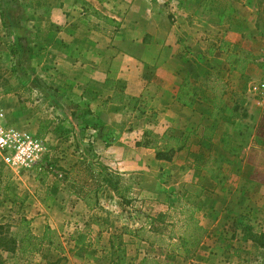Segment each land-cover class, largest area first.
Wrapping results in <instances>:
<instances>
[{
    "label": "rangeland",
    "instance_id": "obj_1",
    "mask_svg": "<svg viewBox=\"0 0 264 264\" xmlns=\"http://www.w3.org/2000/svg\"><path fill=\"white\" fill-rule=\"evenodd\" d=\"M263 61L264 0H0L5 125L46 146L27 168L0 154V264H113L117 246L133 264H264L262 153L231 159L221 143L253 134L247 85ZM184 80L192 107L177 100ZM202 96L233 123L215 124ZM240 174L256 188L243 192ZM188 206L201 239L170 256ZM22 218L57 243L20 252Z\"/></svg>",
    "mask_w": 264,
    "mask_h": 264
},
{
    "label": "trees",
    "instance_id": "obj_2",
    "mask_svg": "<svg viewBox=\"0 0 264 264\" xmlns=\"http://www.w3.org/2000/svg\"><path fill=\"white\" fill-rule=\"evenodd\" d=\"M97 15H99L97 13ZM109 22L114 23L113 19L108 18L107 19ZM226 42H222L219 45V49H223V44ZM231 56H235V54H231ZM251 61L250 53L245 52L242 54L241 58H239V62H242V65L240 66V71H243L245 68V65ZM193 96L197 97L196 94L193 91H188V81L184 80L183 84L179 87L178 95H177V100L182 102L184 106L187 107H192L194 99H188V96ZM201 99L206 102H210L212 106V111H211V117H217L219 115V118H216L215 124L218 122V120L222 121H229V117L225 115L222 112V109L218 104H216L214 99H210L208 96H202ZM209 139L208 137H204ZM222 143V149L223 151L229 153V154H237L238 148L236 146H232L228 144V142L224 139L221 141ZM136 146H143L147 147V142H136ZM183 145L178 146L177 148L180 149ZM172 147V148H171ZM167 150H157L155 153V157L157 159H162V160H171V155L169 152L173 153V146H171ZM102 171H104V167H102ZM197 209V207H191L188 206L184 210H181L180 212L184 214L183 221L178 229L179 234L177 235L175 241H170L169 244L167 245L170 251V256H180L182 258H187L190 257L193 253V249L198 245L199 240L201 239L202 236V230L203 227L199 225L198 220L194 217V211ZM21 225L24 228L23 236L20 238V243L21 246L19 247V251L22 253H29L33 254L37 252L43 243H48L50 245L57 243L54 238H53V229L50 228L49 225H46L42 234L41 235H35L29 230V221L25 218L21 219ZM255 242L264 249V233H260L257 238H255ZM13 245H15L16 239L12 238L9 240ZM74 245L76 246H88L84 240L83 235L79 234L76 236L74 240ZM12 250H14V247H11ZM117 254H116V261L113 264H133L124 254L125 248L122 246H117ZM146 258V257H145ZM169 263V262H168ZM150 264H165L164 260L163 262H158L156 260H152Z\"/></svg>",
    "mask_w": 264,
    "mask_h": 264
},
{
    "label": "built area",
    "instance_id": "obj_3",
    "mask_svg": "<svg viewBox=\"0 0 264 264\" xmlns=\"http://www.w3.org/2000/svg\"><path fill=\"white\" fill-rule=\"evenodd\" d=\"M247 91L264 107V61L259 76L249 81ZM44 151L43 140L6 126L5 113L0 107V154L3 153L12 165L27 168L39 161Z\"/></svg>",
    "mask_w": 264,
    "mask_h": 264
},
{
    "label": "crops",
    "instance_id": "obj_4",
    "mask_svg": "<svg viewBox=\"0 0 264 264\" xmlns=\"http://www.w3.org/2000/svg\"><path fill=\"white\" fill-rule=\"evenodd\" d=\"M188 15H192V14L187 13L186 16H188ZM224 37H227L226 33L224 34ZM189 38H190V35L188 34L187 37H186V39L189 40ZM227 39H231V38H227ZM184 40L185 39H183L182 41H184ZM252 66H253V64H249L247 66V68L245 70V73L246 74L249 75V73L252 72L251 71ZM250 104H251L250 107H253V106L255 107V108L254 107L253 108L255 110V113H257V117H258L257 120H256V124H255L256 130L257 129H260V128H263V127H261V119L263 118V116H262V114H263V106L260 105L256 101L255 102H252V100H251V103ZM247 111H249V110H247ZM225 115H227L230 119H229V121H222L221 123H228V124L230 123V124H232L233 121H234V117H232L231 114L230 113H227V112H225ZM263 121L264 120L262 119V122ZM255 128L253 129V134L252 133H249V135H248L247 138L246 137L244 138V136H246V135H242V137H240V138L233 137L232 139H234L235 142L234 141L232 142L233 143L232 146H236L239 150L241 149L240 150L241 152L243 150L245 152V154L249 153V150L256 151V152H261L262 154L260 156H261L262 162L261 163H258V159L259 158H254L253 160H255L257 162V164H261L262 166L259 169H262L264 167V145H263L264 144V140H261L260 139V141L263 142V144L262 143H259V145L256 144L257 143V139L259 140L258 137H260V136H258V135L260 133L259 132L255 133L256 132ZM229 144L231 145L230 142H229ZM223 154H226L225 156H227V157H229L231 159H234L235 156L238 155V152H237V154H229L227 152L226 153H223ZM229 158H227V159H229ZM256 170L258 172H260L258 169H256ZM235 174H236V172H235ZM237 176H238L239 180H241V181L244 182L242 184L243 192H247V189L251 190V189H255L256 188L258 182L256 180H253V178H251V177H248L247 178V176H244V175L242 176V174L237 175ZM206 181H207V184L206 185H208V183L210 182V180L207 179V180H205L204 183H206Z\"/></svg>",
    "mask_w": 264,
    "mask_h": 264
}]
</instances>
